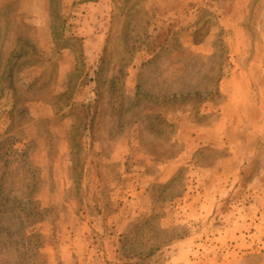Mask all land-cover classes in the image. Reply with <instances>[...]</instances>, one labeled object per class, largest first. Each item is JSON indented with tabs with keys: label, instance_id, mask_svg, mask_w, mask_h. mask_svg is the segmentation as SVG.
<instances>
[{
	"label": "rangeland",
	"instance_id": "374dc122",
	"mask_svg": "<svg viewBox=\"0 0 264 264\" xmlns=\"http://www.w3.org/2000/svg\"><path fill=\"white\" fill-rule=\"evenodd\" d=\"M247 7L0 0V264H264V75L218 87Z\"/></svg>",
	"mask_w": 264,
	"mask_h": 264
},
{
	"label": "crops",
	"instance_id": "0c3cea01",
	"mask_svg": "<svg viewBox=\"0 0 264 264\" xmlns=\"http://www.w3.org/2000/svg\"><path fill=\"white\" fill-rule=\"evenodd\" d=\"M241 2L245 3L249 9L260 6L264 9V3L259 5L254 3V0H241ZM257 25L259 26L256 31L253 32L254 35L249 36L246 35V32L241 31L237 36V38L239 37L238 39L242 40V45L238 51H234V54H237L236 56L238 58L236 59L240 66L233 67L229 76L219 82L218 87L220 92H222L225 98L230 102L238 103L240 95L244 96L247 94L246 91L250 92L252 87L260 89L262 86L258 81L259 79L257 80L256 77H258L259 74L264 75V33L261 29V27L264 26V12ZM249 40L255 41L254 45L251 46V54L245 51V46L250 44ZM247 58L252 60L247 61ZM237 70H239V72H237ZM215 196L216 195H214V198Z\"/></svg>",
	"mask_w": 264,
	"mask_h": 264
},
{
	"label": "trees",
	"instance_id": "16d2710c",
	"mask_svg": "<svg viewBox=\"0 0 264 264\" xmlns=\"http://www.w3.org/2000/svg\"><path fill=\"white\" fill-rule=\"evenodd\" d=\"M55 0H53V2H54Z\"/></svg>",
	"mask_w": 264,
	"mask_h": 264
}]
</instances>
